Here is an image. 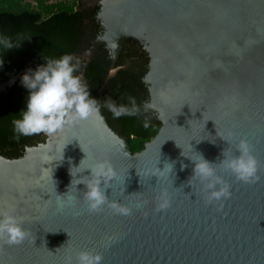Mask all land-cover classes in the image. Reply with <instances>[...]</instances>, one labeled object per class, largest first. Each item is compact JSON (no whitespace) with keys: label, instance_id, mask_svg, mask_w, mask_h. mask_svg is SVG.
I'll list each match as a JSON object with an SVG mask.
<instances>
[{"label":"water","instance_id":"95a60500","mask_svg":"<svg viewBox=\"0 0 264 264\" xmlns=\"http://www.w3.org/2000/svg\"><path fill=\"white\" fill-rule=\"evenodd\" d=\"M98 19L102 36L74 56L89 61L105 45V84L122 43H143L149 64L142 83L161 126L131 153L100 107L62 132L44 133L19 158L0 154V209L29 233L21 244L0 241V264H77L81 251L100 254L101 264H264V0H101ZM27 70L1 83L0 93ZM241 138L259 179L238 181L217 166L231 196L206 203L199 182L189 181L193 162L185 156L218 163ZM82 159L81 169L111 162L117 175L105 195L129 215L107 205L87 211L85 185H71L70 168ZM165 163L173 164L169 175L158 170ZM165 191L170 206L157 211Z\"/></svg>","mask_w":264,"mask_h":264},{"label":"trees","instance_id":"16d2710c","mask_svg":"<svg viewBox=\"0 0 264 264\" xmlns=\"http://www.w3.org/2000/svg\"><path fill=\"white\" fill-rule=\"evenodd\" d=\"M79 0H0V36L20 42L17 48H0V84L5 83L21 70L35 69L45 63L44 59L59 58L64 54H82L89 46L85 44L86 28L75 7ZM95 37H92L94 39ZM103 47L89 61L81 62L85 83L90 93L100 101L101 113L110 128L124 138L131 153L144 148L153 138L161 124L155 116L143 111L148 101V91L142 83L147 69V60L132 48L123 47L115 64L116 72L104 84L109 72L110 61ZM22 76V75H21ZM104 85L101 95L100 87ZM28 90L21 84V78L0 93V154L9 159L23 155L26 147L36 146L45 141L41 134L21 136L18 140L13 131V121L20 118L24 109ZM134 98L141 108L138 116H122L114 119L104 106L111 98L116 104L130 106L129 98ZM145 119L149 127L143 126Z\"/></svg>","mask_w":264,"mask_h":264},{"label":"clouds","instance_id":"9594fccd","mask_svg":"<svg viewBox=\"0 0 264 264\" xmlns=\"http://www.w3.org/2000/svg\"><path fill=\"white\" fill-rule=\"evenodd\" d=\"M20 44L21 41L13 42L11 38L0 36V48L8 50L17 48ZM44 60L45 63L38 65L35 69H28L21 76V84L28 90V95L20 118L13 121V131L17 140L21 136L38 133L55 135L66 127H71L99 113L100 101L91 95L87 83L84 82V75L80 70L81 62L77 57L66 53L59 58ZM2 66L3 59H0V67ZM129 103L130 106L118 105L109 98L104 101V106L112 113L114 119L140 115L141 108L135 99L130 97ZM153 107L145 103L144 111L147 112ZM143 126L149 127L147 119ZM222 156L223 159L218 163H210L201 154L198 159L185 156L193 162L189 181L199 182L206 203L223 201L231 196L230 185L217 173V166L231 172L238 181L251 183L259 179L258 161L252 155L246 139H239L232 151L223 150ZM84 159L78 166L70 168V174L73 177L71 185L73 183L85 185L86 190L83 191L82 198L87 211L98 212L107 205L115 213L129 215L132 211L129 207L117 202H109L105 195V189L111 185L117 175L111 162L99 159L91 166L81 169ZM181 167L185 168L187 165ZM85 169L90 170V175L77 178V174L83 173ZM172 169V163H165L163 170H158L161 173L167 170L169 175ZM169 206L167 192H162L156 210L160 211ZM28 235L21 218L10 210L0 209V241L17 245L23 243ZM101 260L102 257L98 253L81 251L77 254V264H101ZM66 264H71V258L67 259Z\"/></svg>","mask_w":264,"mask_h":264},{"label":"flooded vegetation","instance_id":"af4514ba","mask_svg":"<svg viewBox=\"0 0 264 264\" xmlns=\"http://www.w3.org/2000/svg\"><path fill=\"white\" fill-rule=\"evenodd\" d=\"M75 11L80 14L82 18V23L84 27L86 28V33L84 35V39H85L84 42L85 44L89 43V46L85 49L87 50L90 47L91 42L94 41L97 37L102 36L104 32V29L101 25V21L100 19H98V15L101 12V0H79V2L77 3L75 7ZM92 37H95V38L92 39ZM125 46L126 48H132L137 54L142 55L143 58L147 60L146 64H144V67L148 70L149 59H148V54L144 49V44L141 42H137L136 40H133V39H127L126 41L122 43L120 53L122 52L123 47L125 48ZM101 47H103L102 50L105 51L107 55V59L110 61L109 51L106 49L105 45L100 46L99 48ZM109 67H110V64H109ZM115 68H120V67H115ZM145 103H149V97H148V101L144 102V104ZM144 104H143V111H144ZM145 113L152 117L153 116L156 117V114L152 111L148 110ZM41 134L46 138L44 133H41Z\"/></svg>","mask_w":264,"mask_h":264}]
</instances>
